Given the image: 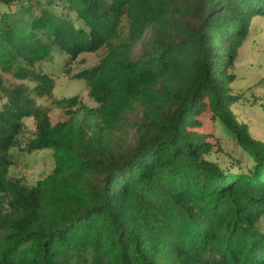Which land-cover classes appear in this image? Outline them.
I'll return each mask as SVG.
<instances>
[{"label":"trees","instance_id":"obj_1","mask_svg":"<svg viewBox=\"0 0 264 264\" xmlns=\"http://www.w3.org/2000/svg\"><path fill=\"white\" fill-rule=\"evenodd\" d=\"M256 17L264 0H0V264H264V141L230 86ZM54 53L97 106L54 97ZM207 109L251 165L210 158ZM29 118L26 150L55 160L31 186L9 176Z\"/></svg>","mask_w":264,"mask_h":264},{"label":"rangeland","instance_id":"obj_2","mask_svg":"<svg viewBox=\"0 0 264 264\" xmlns=\"http://www.w3.org/2000/svg\"><path fill=\"white\" fill-rule=\"evenodd\" d=\"M105 49L95 54H83L74 63L73 70L98 63L105 55ZM53 60L38 62L37 70L49 73L55 78L54 97L79 96L82 103L90 107L97 103L90 97L83 82L73 81L62 71V66L68 61L67 55L54 53ZM236 79L231 83L232 93L239 96V101L233 110L239 121L249 125L251 135L264 141V110L260 102L264 99V17H256L251 24V31L246 42L239 49L235 64ZM5 82L16 83L18 80L12 74H5ZM44 104L49 107L53 124L67 119L66 108L55 103L52 98L45 97ZM202 126L200 131L206 133L209 140L214 143V151L210 158L218 161L225 167L235 169V160L242 162L243 166L251 165L253 161L248 154L228 135L221 124L216 121L207 109L200 117ZM36 131L33 118L26 120V129L22 137V146L11 150L14 164L9 169V176L20 178L27 185H35L40 179L51 173L55 166L53 150L51 148L28 152L26 144Z\"/></svg>","mask_w":264,"mask_h":264}]
</instances>
